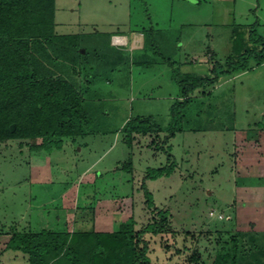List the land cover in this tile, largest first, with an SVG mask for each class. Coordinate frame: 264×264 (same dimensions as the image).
Wrapping results in <instances>:
<instances>
[{
    "label": "rangeland",
    "instance_id": "374dc122",
    "mask_svg": "<svg viewBox=\"0 0 264 264\" xmlns=\"http://www.w3.org/2000/svg\"><path fill=\"white\" fill-rule=\"evenodd\" d=\"M55 22L58 34H80L90 49L75 79L92 123L52 152L30 150L41 139L0 142V232L25 219L38 229L41 215L58 230L94 227L98 215L116 229L133 217L141 231L159 224L164 210L161 231L143 236L151 264H232L236 255L264 264V63L252 59L207 94L197 91L177 118L171 112L186 74L211 76L216 62L261 47L250 37L264 39V0H56ZM143 27L148 45L133 51L132 31ZM124 34L130 44L116 47L123 56L110 52L100 66L94 47L107 50ZM148 117L162 131L134 134L130 146L123 126ZM171 164L169 175L146 178ZM14 255L7 251L0 264H26Z\"/></svg>",
    "mask_w": 264,
    "mask_h": 264
},
{
    "label": "trees",
    "instance_id": "16d2710c",
    "mask_svg": "<svg viewBox=\"0 0 264 264\" xmlns=\"http://www.w3.org/2000/svg\"><path fill=\"white\" fill-rule=\"evenodd\" d=\"M55 13L56 0H0V142L41 139L39 143L30 144V150L35 152H52L61 146L63 139L77 140L87 133L92 123V104L75 79L87 63L90 49L82 44V35L56 32ZM143 33L146 49L149 33L145 27ZM256 39L261 47L246 48L234 62L227 61L228 65L216 62L211 76L186 74L185 79L179 81L182 90L179 101L172 106L173 117H178L180 108H186L197 91L204 89L202 94H207L205 88L217 84L221 76L246 71L252 59L257 64L264 63V39L250 37L251 41ZM93 52L100 66L104 65L101 57L106 59L110 52L113 59L122 55L120 49L111 44L107 50L96 46ZM13 124H16L14 130ZM122 130L131 146L134 134L161 132L162 128L148 117L130 119ZM175 131L171 130V137ZM173 166L153 169L146 178L169 175ZM145 195L149 206H153L151 193L145 190ZM158 212L159 224L141 231H136L135 220L130 217L111 233L16 232L11 246L27 253L30 264H55L58 260H63L62 264H151L143 236L161 231L169 213ZM221 258L227 260V255ZM213 264L222 263L214 261ZM232 264L243 263L238 262L236 255Z\"/></svg>",
    "mask_w": 264,
    "mask_h": 264
},
{
    "label": "crops",
    "instance_id": "0c3cea01",
    "mask_svg": "<svg viewBox=\"0 0 264 264\" xmlns=\"http://www.w3.org/2000/svg\"><path fill=\"white\" fill-rule=\"evenodd\" d=\"M200 2V1H199ZM144 28V27H143ZM126 38L127 40V45L123 46V47H118V48H125L127 47L130 43H129V37L127 35H122ZM145 36L143 33V29L140 31H132V41H131V47L130 49L133 51H143L145 50ZM187 42V41H186ZM110 44L111 40H110ZM113 46V45H112ZM116 47V46H115ZM42 165V163H37L35 168H32L33 170V174L36 172V175L41 173L42 169L40 170V166ZM39 166V167H38ZM46 168V167H45ZM44 173V171L42 172ZM45 174V173H44ZM44 175H41V177ZM97 176H95L96 178ZM32 180V179H31ZM34 182H39L40 184L42 183L41 178H37L33 180ZM48 181V180H46ZM93 218V217H92ZM91 218V219H92ZM59 219V217H58ZM78 220V219H77ZM82 221L79 220V224L82 223L84 224V222H87L84 219H81ZM25 222L23 224L19 223V222H8L7 224L9 225V229H8V234L7 233H1L0 232V257L1 255H3L4 253H6L7 251H12L15 255L16 258H19L20 256L25 260L26 264H30V260H29V255L25 252H23L22 250H18L15 249L11 246V238L12 235L16 232H28V231H42V230H55V231H65V230H58L55 228H50L46 222V224H43V216H40V225L39 228L37 229L36 226L34 227V225H32L31 221H27L26 219L24 220ZM48 221V220H47ZM110 217L108 215H98L97 218L94 219V221L92 220L91 225H94V223L96 224V226H91V227H87V228H80V231H94V232H98V233H111V232H116L118 230V228L114 229L110 226H108L110 223ZM99 224V226H98ZM68 225V229H66L69 233H73L75 231L78 230H74L73 227L70 226V224ZM101 225V226H100ZM22 228V227H26L24 228V230L22 229H18V228Z\"/></svg>",
    "mask_w": 264,
    "mask_h": 264
},
{
    "label": "built area",
    "instance_id": "2783aa9c",
    "mask_svg": "<svg viewBox=\"0 0 264 264\" xmlns=\"http://www.w3.org/2000/svg\"><path fill=\"white\" fill-rule=\"evenodd\" d=\"M111 43H112L113 46L123 47V46L127 45V40L122 35H114L111 38Z\"/></svg>",
    "mask_w": 264,
    "mask_h": 264
},
{
    "label": "water",
    "instance_id": "95a60500",
    "mask_svg": "<svg viewBox=\"0 0 264 264\" xmlns=\"http://www.w3.org/2000/svg\"><path fill=\"white\" fill-rule=\"evenodd\" d=\"M82 51L84 52V49ZM11 127H12V130H14L16 127V124H13Z\"/></svg>",
    "mask_w": 264,
    "mask_h": 264
}]
</instances>
